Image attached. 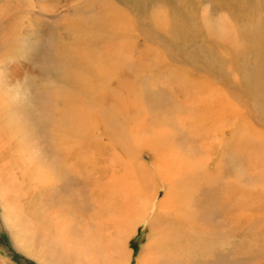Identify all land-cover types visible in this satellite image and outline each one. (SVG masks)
<instances>
[{"label":"bare ground","instance_id":"obj_1","mask_svg":"<svg viewBox=\"0 0 264 264\" xmlns=\"http://www.w3.org/2000/svg\"><path fill=\"white\" fill-rule=\"evenodd\" d=\"M32 3V0L25 4L24 0H0V56L7 61L4 76L0 71L3 83L12 84L13 75L19 79L29 71L30 65L24 62L28 54L21 45L23 27L29 23L28 5L32 7ZM38 7L43 10L45 5L41 3ZM109 16L110 19L117 18L115 13ZM126 17L121 15L122 22H130ZM154 25L160 29L164 26L158 22H154ZM115 26L117 28L105 31L110 37L116 32L113 38L100 37L101 41L95 45L84 41L88 44L87 49L83 48L88 56L98 57L103 52L107 53V56L102 55L100 66L84 63L80 51L78 55L81 59L79 56L77 58V54L74 57L64 48H59V57L66 58L73 68L61 73L56 81V101L48 98L45 83L39 78V81L33 80L31 94L29 84L32 81H23L25 76L22 79L23 90L27 94L23 107L20 104L12 106L14 101L0 93V121L3 124L8 122V128L17 123V132L40 142L38 162L26 159L19 177L28 180L27 193L33 196L29 203L37 196V203L27 206V220L31 213L36 212L38 204L46 210L43 214L44 224L55 227L54 232L43 231L45 244L41 253L40 246L36 251L29 242L22 243V251L34 255L41 263L47 257L53 262L61 247L68 259L76 263L79 243H85L76 242V232H89L91 221L96 222L100 232H108L112 227L117 232V241L114 242L119 248L121 240L133 236L137 224L143 219H148L150 226L156 227L154 213L159 208H166L164 215L168 223L173 219H168L167 215L176 219L181 212L179 219L174 221L182 223L183 212L191 211L187 209L188 202L184 197V189L189 185L192 194L188 195L196 199V206L201 207L200 214L207 220L212 216H223L219 223L216 222L218 231H222L220 228L223 229L224 224L233 232L249 229L253 222L251 203L254 186L264 196V62L252 63L248 76L245 74L248 78L230 80L227 84L218 83L224 73L198 72L192 76L165 64L155 69L153 59L143 56L137 48L139 33L136 31L134 38L127 34L132 29L129 26H133ZM150 26L151 22L143 24L146 33L136 28L148 38ZM184 27L188 26L184 24ZM71 30L79 39L76 28L72 26ZM117 36L124 39L119 52L115 44ZM246 38L243 34L240 40L245 43ZM103 40L106 41L105 45L102 44ZM221 44L223 46L224 43ZM253 45L260 50L252 49L255 52L252 53L264 58V31L254 32ZM143 46L148 49L154 47L144 39ZM98 48L102 49L99 53ZM235 50L233 60L243 55L239 51V56ZM246 50L247 47H244L245 53ZM19 58L23 62L13 61ZM40 74L41 71L36 72V76ZM11 108L19 116V121L17 118L15 121L9 120ZM228 131L229 135H226ZM11 140L8 139L6 144L0 142L2 148H14ZM29 149L27 147L26 152ZM147 154L151 160L145 161L143 156ZM211 155L214 157L208 161L206 156ZM24 157L25 154H19V160ZM4 164L3 169L7 168ZM208 165L212 166L211 170L207 169ZM147 185L151 187L150 192L145 188ZM160 187L164 188V195L155 200ZM151 207L155 209L153 214L148 213ZM205 236H209V240L210 237L216 238L217 234L204 233ZM246 236L243 235L241 245L233 246L234 264H263L260 260H249V256L254 257L255 251L250 250ZM192 245L187 248L188 251L184 249L185 246L174 250V263L180 264L184 257L191 256L196 264H224L229 257L227 250H221L222 246L198 245V250L193 247L189 251ZM261 248L256 255L264 256V246ZM82 251L85 253V250ZM118 256L121 260H127L130 249ZM150 258L151 250L148 249L138 257L137 263L147 264L145 260L149 261ZM67 261H64L65 264ZM104 261L96 260L98 263Z\"/></svg>","mask_w":264,"mask_h":264},{"label":"rangeland","instance_id":"obj_2","mask_svg":"<svg viewBox=\"0 0 264 264\" xmlns=\"http://www.w3.org/2000/svg\"><path fill=\"white\" fill-rule=\"evenodd\" d=\"M27 1L28 0H24V4ZM32 1L33 6L31 7L30 4L28 5L30 9L28 16L29 23L26 24L27 27H23L24 30L22 31L24 38L21 48L26 50L28 54L26 55L27 60L25 59L24 62L27 63V66L30 65V72L28 71L27 75L25 73V79L23 81L28 83L32 81L29 84V92L31 94L33 80L39 81L41 79L42 83H45V93L52 101H56L55 83L58 81L60 74L73 68L66 58L59 57V48H64L67 53L74 57L77 54V58L78 56L79 58L84 56L83 58L81 57L82 60H85L84 63L90 62L89 64L100 66L102 55L107 56V53L103 52V54L98 57L88 56L85 52L88 44L84 41L88 40L91 45H95L98 41H101L100 37L113 38L116 32L110 37L105 31L108 28H117L115 25H132L134 27L129 26L132 29L127 34L130 38H134L135 32L137 31L139 33L137 48L142 51L143 56L150 57L151 60L153 59L155 69L158 68V65L165 64L167 66H172L175 70H183L182 72L192 76L198 72L224 73V75H221L220 82L218 83L227 84L230 83V80L241 81L248 78V72L250 71L248 68H251L252 63H259L261 60L262 63L264 62V58L261 59L253 54L255 53V48V51L260 50L259 47L253 45L254 32L256 30H259L260 32L264 31L263 0H246V3H243V0ZM41 3H44L45 5L43 10H40L38 7ZM243 5L248 6L244 7ZM114 13L117 14V18L110 19L109 15ZM121 15L127 16L126 18L129 19L130 22H122ZM18 16L19 12L17 13L16 18H18ZM163 19H166V21L164 22ZM146 22H151L148 31L150 34L147 32L148 38L142 35L136 28L137 26L140 30L142 29L143 33H146V30L142 27ZM154 22L164 24V26L160 29V27H155ZM184 24L188 27H184ZM68 26H70L71 29L72 26L76 28V31L80 36L79 39L74 36L75 34L73 35L72 30L69 29ZM251 27L255 28L249 30ZM234 30H237L240 33H236ZM249 31L252 32L251 35H249ZM242 33L247 36L245 43L240 40L243 35ZM231 35L233 36L231 37ZM85 37L87 39H84ZM116 39H114V41L116 40V51L119 52L121 51L120 45L124 39H120L119 36H117ZM143 39L151 46H154L156 50L154 47H150V49L145 48L143 46ZM75 41H77V43H75ZM102 42V44L105 45L106 41L103 40ZM221 42L225 45L223 44L222 46ZM244 47H247L249 51L251 50L250 53L252 55L248 50H246L245 53ZM129 48L127 55H129ZM101 50V48H98L97 52L99 53ZM234 50L235 53L237 52L239 54V51L243 53V55L239 54V56H241L237 60H233L232 54ZM78 51L83 54L81 56L78 55ZM162 55L164 57H162ZM223 57H226L231 61ZM114 58L118 60L116 57ZM13 61L18 63L20 61L23 62V59H13ZM6 64L7 61L0 56V71H2V73L5 72ZM39 71H41V74L38 77L36 76V72ZM24 76L18 79L17 75H13V81L15 83L12 82V84L3 83L0 80V93L12 99L11 101H14L12 102V106L20 104V107H23V105H25L24 100L26 99L27 94L25 93V90H23L24 86L22 84V79ZM59 88L60 87H58V91ZM49 89L53 92L51 93ZM4 91H6V93H4ZM259 95L262 94L259 93ZM187 103L189 102L187 101ZM194 108L196 109L195 106ZM255 110H257V108ZM9 117V120L13 119L15 121L17 118L19 121V116L14 113V109L12 108L10 109ZM253 118L256 119L255 116H253ZM16 125L17 123L15 125L11 124L8 128V122L3 124L0 121V134L2 136V138L0 136V142L6 144L8 139H12L11 141H13L14 145V148H2L0 143V264H65L68 256L63 251L62 247L60 250L58 248L57 253L55 254L58 260H55L56 257H53V262L51 261L52 259L48 260L47 257L46 259L44 258L45 260L41 263L39 262V259L34 257V255L22 251L24 250L22 248V243H25V241L33 245L34 250L38 251L37 249L40 246L39 252L41 253V251H44L45 238L43 231L51 230L50 232H54L55 227L53 224V226H46L44 224L43 217L45 216H43V214L46 213V210L44 211L38 204L36 205V212L31 213L30 219L27 220V213H25L28 208L27 206L28 204L32 205L37 203V196L34 201H30L29 203V200H31L33 196L31 193H27L28 180L20 179L19 177L20 172L23 171L20 170V168L26 159H30L33 162L37 161V149L39 148L40 142L39 139L33 141V138L29 139L25 135L20 134V132H17ZM226 135H229V131ZM33 142L35 145H32ZM27 147L28 149L30 147V149L26 152ZM97 147L99 148V151H101L100 143L97 144ZM254 149H256L255 146ZM20 153L25 154L23 160H19ZM27 156L29 158H26ZM150 157L151 156L147 154L146 156H143V160H151ZM206 157L209 161L210 157H214V155ZM3 163H5L4 165L7 166V168L3 169ZM205 165L206 163L203 166ZM207 169L211 170L212 166L208 165ZM255 187L256 186H254L253 189L254 192L251 203L253 222L250 224L249 229L240 231L241 233L239 231H230L226 224L223 225V229L222 227L220 228L222 231H218V229L215 228L216 222L219 223L223 216H209L211 218L210 220H207L203 214H200L201 207L196 206V199L194 196L188 195L190 193L192 194V189L189 185L184 189V197L188 202L186 205L187 209L190 208L191 211L187 212L185 210V212H183L181 215V219H183L182 223L174 221L179 219L178 217L181 212L177 216L178 219L167 215L168 219H173L172 222L168 223V220L164 215L166 208H159L157 210L158 212L154 213L156 216V227H151L149 220L143 219L137 224L133 236L124 240L120 238V240H122L120 242L121 248H119L117 242H114L117 241V232H114L112 227L109 228L110 230L108 232H100L98 231V225L96 222L91 221L89 232H76L79 234L76 235V242H94L95 246L94 243H88L87 245L85 243H79L80 247L78 248L79 251H77L79 254L76 252V263L75 261L72 262L68 259L67 264H92V262H94L93 264H97L98 262H96V260L98 259L105 260L98 264H138V257L145 254L148 249L151 250V258L149 261H147V259L145 260L147 264H178L174 263V250H179L185 246L184 249L188 251L187 248L192 244L194 246L192 245L189 251H192L193 247L194 250H198L199 248H196L198 245L199 247L200 245L222 246L223 248L220 249L222 251L227 250L226 255L229 256L224 264H234V254L232 250H235V248H233V246H237V244L241 245L239 243H241L240 241L243 235L246 236L247 234L246 240L249 241V248L252 252L255 251V253H253L255 254L254 257L251 258V256H249V260H260L264 264V256L261 254L256 255L258 254L257 251L264 246V196L259 192L258 188ZM145 188L148 189V192L151 191L150 186L147 185ZM38 189H40V187H38ZM159 189L160 191L155 200H159L160 197L164 195V188L160 187ZM257 203L261 205L259 206ZM260 207L262 208L260 209ZM154 210V207H151L148 213L153 214ZM14 226L16 228L15 230ZM161 226L162 228L159 229ZM204 233H208L209 235H214V233H216L217 237L212 239L210 237L208 240L207 237L209 236H205V238ZM237 233H239V235ZM71 235L75 241V237L73 236L74 233L71 232ZM112 236L116 237L112 238ZM219 238L222 242L219 241ZM95 239H97V242L100 240V243H97ZM112 241L113 244H111ZM18 242L19 244H17ZM105 242L106 245L104 244ZM188 242H191L190 245H188ZM99 244L101 245L99 246ZM123 248L124 250H122ZM102 249L108 254L107 256L104 255L105 253ZM128 249L132 252L131 257L127 258V260H125V258H122L121 260L118 255H121L122 251ZM82 250H85V253L87 254L83 253L84 251ZM111 250L114 251V253H112ZM62 253L66 256L64 257V254ZM137 253H139L138 256ZM240 254L242 255L244 253ZM109 255L114 256L109 257ZM83 257H85V259ZM86 258L88 260H86ZM109 259L116 260L110 261ZM107 260L109 261L107 262ZM179 263L196 264V260L195 258L188 256L187 258L184 257L183 261H179Z\"/></svg>","mask_w":264,"mask_h":264},{"label":"crops","instance_id":"obj_3","mask_svg":"<svg viewBox=\"0 0 264 264\" xmlns=\"http://www.w3.org/2000/svg\"><path fill=\"white\" fill-rule=\"evenodd\" d=\"M25 253H26V251H25ZM131 253H132V252H131V250H130V257H131ZM138 254H139V253H137V256H138Z\"/></svg>","mask_w":264,"mask_h":264}]
</instances>
